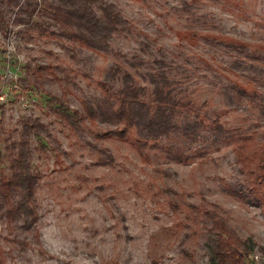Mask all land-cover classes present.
<instances>
[{
	"label": "rangeland",
	"instance_id": "1",
	"mask_svg": "<svg viewBox=\"0 0 264 264\" xmlns=\"http://www.w3.org/2000/svg\"><path fill=\"white\" fill-rule=\"evenodd\" d=\"M24 1L0 0V180L23 148L33 193L0 186V264H222V229L264 264V0H92L103 46ZM126 83L167 127L110 131Z\"/></svg>",
	"mask_w": 264,
	"mask_h": 264
},
{
	"label": "trees",
	"instance_id": "2",
	"mask_svg": "<svg viewBox=\"0 0 264 264\" xmlns=\"http://www.w3.org/2000/svg\"><path fill=\"white\" fill-rule=\"evenodd\" d=\"M44 7L52 12L54 18L67 23L74 22L78 28L66 32L70 38H77L91 46H95V41H101L102 46L107 41V37L113 31H117L120 24V16L109 4H98L101 14H97L91 6L92 0H40ZM30 0L24 1V8H29ZM21 7V6H20ZM20 7L18 9H20ZM22 15V14H21ZM19 15L15 16L17 23H24L26 19ZM1 21V18H0ZM65 23V22H64ZM83 26L86 30L82 29ZM99 33H102L100 35ZM100 35V36H98ZM126 76V73H124ZM141 86L125 84L116 93V99L119 101L116 107L118 117L125 119V125L111 128L110 131L120 136L126 135L133 124L141 123L151 132H158L160 129L168 126L166 115L161 106L159 97L161 91L156 90V107H149L145 99L141 96ZM153 102V101H152ZM152 108V109H151ZM79 113L74 111L75 116ZM70 116V113H66ZM26 127L34 125L33 122L26 121ZM264 162V161H263ZM12 172L7 180H0V186L8 187L16 185L23 188L22 194L32 195L33 186L30 180V174L26 168L28 166L25 159V151L19 148L18 154L11 158ZM225 235L224 240L214 250L215 257L222 264H241L249 253L250 248L246 246L243 240L236 238L231 230L222 229Z\"/></svg>",
	"mask_w": 264,
	"mask_h": 264
}]
</instances>
